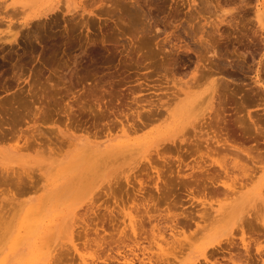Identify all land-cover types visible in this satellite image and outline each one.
<instances>
[{"label":"rangeland","instance_id":"1","mask_svg":"<svg viewBox=\"0 0 264 264\" xmlns=\"http://www.w3.org/2000/svg\"><path fill=\"white\" fill-rule=\"evenodd\" d=\"M93 1L0 0V40H2L0 41V139L2 140L0 141V173L5 171L6 175L8 174L9 177L12 175L13 178L15 174L19 176L28 174V178L22 175V181L23 179L24 181L28 179L31 183L26 184L28 181L26 183L23 182L20 187L24 185L25 188H15L14 186L0 184V241L5 238V240L3 239L0 243V264H49L51 260L55 263L56 257L58 258V254L62 252V249L63 251L66 249L63 253L67 252L68 254L66 256L68 259L65 264H107V262L110 264H120L118 261L116 262V260H111V258L109 259L108 257L109 254L119 257L118 249H120L123 254L130 256V258H134L136 264H140L138 260L141 258H146L145 260L148 261L151 255H155L156 257L157 254L160 253L158 252L159 250H156L159 248L153 241V230H157L156 227L154 228V226H156L155 224L163 228L161 232L164 230L165 234L164 231L163 234L170 240L171 230L169 229V225L171 221L169 222V217H171V213L180 214L181 212L188 211L185 213L190 214L191 211L199 212L204 207L201 205V202H203L206 197L203 195L202 186L189 192L185 186H180L179 182L177 185L175 182H172V180L177 178L178 175L192 173L193 169L198 171V169L203 166H210L212 169L211 172H213L214 168L218 169L221 164L227 167L231 172H234V174H232L233 176L231 175L230 177L231 180H229V183H233V186L238 187L240 186L239 182L241 180H238L237 184L236 179L238 176H241V174H244L243 172L245 169L243 167L246 165L245 168L247 169V165L253 166L248 159L247 153L261 158L258 159L256 164L259 168V170L257 169V173H254L256 177L254 176L255 178L253 181L249 180L250 182H247L249 184L246 185L245 190H248L249 194L241 210H244L243 215L246 216H244V218L251 219L253 224L259 227L257 228L256 226L255 234L252 231H249L248 234L252 236L253 233L254 236L253 239H251H256L257 241L258 238L261 242L260 245H262L264 249V227L262 226L264 222V100L259 101L258 99L260 95H262V97L264 96V94H261L264 90H260L254 82L257 79H261V81L264 82V61H261L264 60V0H247V2H249L247 3L248 5L245 3L246 0H243L244 2L241 0ZM77 3H82L85 6L94 3V13L85 12L83 15L76 14L74 16L72 13H64L66 4L70 5V8H74ZM21 6H24V8H21ZM55 6H59V9H56L54 12H49ZM109 6H116L119 11L116 7ZM5 7L7 8L5 9ZM87 7L89 8V6ZM106 8L109 9L107 10ZM257 8L260 9L259 12H257ZM24 9L26 11H23ZM35 10L36 12L47 11L49 12V16H42L39 18L40 20L34 19L29 25L22 27V21L26 19L28 14L31 15V13H34ZM224 10L225 12L229 11V15H225L227 12L225 13ZM20 11H23L24 14L22 15V12L19 13ZM234 13L236 14L234 15L236 22L233 20L232 24H237L239 28L236 27V25H234V28L231 27V25L224 24L225 22L222 23V25L218 24L223 17L222 14L225 15L223 19L227 17L228 20ZM230 14H232V16H230ZM243 14L246 15V17ZM242 18L245 19L243 23ZM237 20L242 21L238 22ZM78 22H80V24ZM219 27L221 30H219ZM13 29H15V32ZM16 30L19 31L16 35L17 40L11 37L12 33L15 34L17 32ZM236 31L237 33H235ZM222 33L223 35H221ZM4 36L7 37L6 41V37ZM201 40L204 41L203 44ZM109 42L111 43L109 44ZM208 42L210 44H207ZM139 44H141L142 48ZM206 47H215L217 54H213L214 52L211 51L212 49H209L211 53L208 52ZM205 49L208 54L206 52V56H203L205 55ZM242 53L245 58L242 57ZM199 55L202 56V59L198 57ZM207 55L210 58H206ZM148 59L152 63L148 62ZM199 60L202 61L201 63L207 68V71H203L209 72V74H206V76L208 75L209 77L201 76L199 81L193 83L196 86L192 89V106L186 108L183 116L177 114L179 117L175 119L174 117L177 115L173 116L172 121V118L170 119L167 114L163 112L166 115H164L165 117L163 116L165 119L162 117L161 120H158L160 118H155L151 120V122L144 120L146 118H131L127 127L130 128L135 124L136 130L134 127L133 129H129L130 132L125 129L120 130L121 126L119 123L121 120L127 124V119L124 114L129 113L133 116L132 113L136 111V107L138 108L140 101H147L149 99L153 102L155 101L154 103H161V101L158 100L160 96L162 102L171 100L172 90L176 91L179 86L183 85L186 79L190 82L195 72L196 64L198 66L200 63ZM261 62H263V65ZM153 63H155L156 66L153 65ZM149 68L154 71H150ZM208 68L210 71H208ZM204 72L203 74L205 75ZM167 75H169L170 78L167 77ZM171 76H173L172 79ZM217 80L221 81L218 82L221 85L216 83ZM78 82H80V84ZM96 82L97 85L95 84ZM167 82H169V84H167ZM214 83L218 84L217 86L220 85L221 87L219 86L218 88H221L223 91L221 93V90L217 89L219 90L217 95L220 94L222 96L223 94L222 97H224V95L228 96L229 94L230 96L227 97L228 99L226 98L227 101L224 100L225 102H222V104L225 105L224 107L222 105L224 110L221 109L222 112H220V117L223 118L225 114V121L220 122V124L208 126L211 118L208 115V117H205L207 119L201 120L202 111L198 110L202 109L204 111L207 107V98L210 97V92L213 90ZM174 84H177L178 88L173 86ZM222 84L224 88H222ZM228 84H232V86ZM96 86L98 88H96ZM169 87H171V89ZM229 88L231 89L228 90ZM257 88L259 91H256L257 93L255 94V89ZM86 89H88L87 92ZM89 91H91V93L95 91V96L98 97H92L94 93L91 95ZM234 91L237 93L236 96H233L235 95L233 93ZM250 91L253 94H249ZM82 92L87 94H81ZM109 93H111L112 96H110L111 94ZM255 95H257V98ZM169 96L171 98H169ZM132 97H134V99ZM135 98L140 100L138 104ZM203 98L205 99V103ZM216 98V102L213 101L217 106L219 99L218 96ZM243 98H246L244 101H248V98L251 101L244 102L243 105L241 103ZM200 99H202V101ZM109 100L111 101L109 102ZM41 101L43 106L42 103H40ZM83 101L85 102L83 103ZM143 101L142 103H145ZM200 102H202V105L198 109ZM239 102L243 106L240 105ZM195 104H197V107ZM193 105H195L197 110H193ZM107 106L110 108L112 106V108L110 109ZM173 107L175 108V105ZM87 111L89 113H87ZM103 111L108 112L110 115ZM27 112L29 113L27 114ZM101 113L107 117L101 115ZM249 113H251L254 119H259L260 121H255V123L252 122ZM24 114L25 116H23ZM100 118L103 119L100 120ZM111 119L117 122L119 126L117 127L115 123L114 126ZM133 120H135L136 123ZM139 121L148 124L145 126ZM78 123L79 125H77ZM137 125H140V127ZM142 126L144 129H142ZM109 127H113L114 130L116 129V132L111 128L112 130H110L113 133L111 134V131L107 130ZM11 129H14V132ZM92 129L93 135L95 134L94 136L90 133ZM86 130H89V133ZM122 130L124 131L122 132ZM125 131H127L128 134ZM108 132L110 135L107 134ZM49 133L52 135L50 139L54 141V146L48 138V136H51ZM226 133H229V136L231 135L228 138H231L232 141L229 139L228 144L220 146L221 142H218V140L221 139L224 141ZM39 134L40 136L37 137ZM97 134L100 138L97 137ZM32 135L37 137L34 138L38 143L32 138ZM44 135H46V137ZM228 135L226 134V136ZM24 136L27 137L24 139L20 138ZM18 137L20 143L18 142ZM27 138L28 143L30 141V143L36 146L34 147L30 144L28 145L29 149H27L24 144V140ZM62 139L65 141V143H63L64 145L62 144ZM174 139L179 141V145L181 140L188 144H192L189 145L190 147L186 143L182 144L185 149L182 151L184 160L178 167V163H173L177 160H170V164H166L159 158L162 156H178V152L174 150V148L170 150L172 148L170 147L171 140ZM66 142L68 144L72 143L71 145H65ZM18 143L19 146L20 144L23 145V147H20L24 149L16 147ZM57 143L58 145H56ZM168 144L170 146H167ZM55 145L61 148L58 149ZM185 146L189 147H186L188 150ZM54 148L55 150H53ZM196 148L198 149L196 150ZM55 152L56 154L58 153L59 156L56 155ZM148 154H151L150 156L153 158L151 159ZM147 155L150 161L143 158ZM102 157L105 160H103ZM102 161H104V164ZM109 162L110 164H108ZM99 166L103 169L100 168L99 170ZM15 168L17 170L20 169V172L16 171ZM241 168L242 170L244 169L243 172ZM96 169H98L99 172ZM6 170H8V172ZM156 170L162 171L161 174L164 180L175 187L170 191H166L163 182L161 183V186L163 185L161 193L159 194L156 192L153 184L154 180H152L155 178ZM29 173H32V175ZM0 175L3 176L2 174ZM29 176H32L30 177L31 179ZM224 177V175L221 176L222 179L227 180ZM83 179L85 180L84 182L82 181ZM238 179H240V177ZM80 184L81 186H79ZM85 184H87V186H85ZM141 189L144 190L140 191ZM210 196L212 197L211 194L209 197ZM209 197L204 200L206 205L207 203L210 205L212 201V203H214V205L212 204L214 208H218L220 204L218 200L221 199V197L218 199L214 198L215 196L211 199ZM209 199L211 201H209ZM221 200H223V197ZM141 204L149 206V215H152L155 220L151 218L150 222L147 221L149 218L146 219L144 226L146 231L139 243H136L137 240H134L132 237L131 239L133 240H128L127 246L121 244L116 247L113 245L114 247L111 248L112 250L110 247L106 246L105 250L109 248L108 252H105V250L103 251L102 247H98L94 244V240L98 242L100 236L106 235L104 229L107 234L112 232L115 234L118 232L115 231L117 227L123 228L124 225L129 224L128 220L130 215L138 217L145 215L143 212L145 210L140 206ZM209 205L206 208H208ZM209 209L210 207L208 210ZM86 210L87 214H85ZM210 210L208 214L211 213ZM241 210L240 214H237L238 212L231 214L228 216L229 218L225 215L228 218H224L225 220L220 215L222 213V215H224V213L226 214L228 210L227 212H224V210L220 215L218 213L219 216L217 215V218L220 219L221 217L224 221H220L219 223L213 221L215 224L211 221L213 226H206L208 227L206 228L207 230H205L206 232H200L202 233V238H199L201 235L199 236L197 234L199 240L196 239L197 237L195 235L194 239L196 240L190 237L196 242H189L191 245L193 244L191 247L186 246L188 250L187 252L184 251L185 255L183 253V260L186 262L195 259H199L200 261L203 260L204 255L201 254L203 250L202 247L211 244L209 241H206L209 236L216 238L219 236L218 238L221 239L222 237L225 239L226 236L231 234L230 231H233L236 236V241L239 242L241 236L239 227L242 226L245 230L249 229L247 223L242 225L236 223L235 218L238 216L235 214L243 217V212ZM89 214L91 217H86ZM103 215L107 217L113 215L114 225L112 226L109 223L103 224L100 219L99 221L97 220V217H102ZM157 217L158 219H156ZM81 218L88 221L90 224V233L87 237L81 232L83 231V227L81 226V222L83 221ZM213 219L214 217H212V220ZM77 221L81 223V225H78ZM207 224L209 223H206V225ZM95 228L98 229V233L94 231ZM209 228L213 229L210 230ZM73 230L76 231L74 232ZM223 230L225 231L224 234L222 233L224 232ZM61 231H63V233ZM127 231H129L128 228ZM157 231L154 233L156 234ZM210 231L212 233H210ZM257 233L260 234L261 238H259V234ZM62 234H64L63 237H61ZM1 236H3L2 239ZM115 236H117V234ZM191 236H193V234ZM247 238H249L248 235ZM252 240L250 243L252 245L251 252L252 254L254 253V257L256 256L254 261L253 257L252 264H254V262H256L255 264H264V251L262 256L263 260H261L256 252V245L254 244L259 241L256 242ZM225 243L226 241H224L223 244L225 245ZM162 245L165 246L164 243H162ZM164 248H166V246ZM186 249L187 248H185V250ZM136 253L138 254L136 255ZM208 254L210 255V253ZM224 254L222 256H220L221 253L218 255L220 256L218 258L219 261H224L222 258ZM5 255H8V257ZM183 255L181 254V256ZM169 256V260L172 261V255ZM155 257L151 256V258L154 259ZM120 259H122V256H120ZM154 259L152 260L154 261ZM2 261L5 262L3 263Z\"/></svg>","mask_w":264,"mask_h":264},{"label":"bare ground","instance_id":"2","mask_svg":"<svg viewBox=\"0 0 264 264\" xmlns=\"http://www.w3.org/2000/svg\"><path fill=\"white\" fill-rule=\"evenodd\" d=\"M34 1H38V0H34ZM93 1V0H92ZM101 1V0H100ZM99 1V2H100ZM104 0H102L101 2H103ZM117 2H118V0H116ZM115 1V2H116ZM241 1H243V0H241ZM245 1V0H244ZM243 1V2H244ZM63 2V1H62ZM91 2V1H90ZM89 2V3H90ZM94 2V1H93ZM100 2V3H101ZM111 2V1H110ZM109 2V3H110ZM228 2V1H227ZM231 2V1H230ZM235 2V1H234ZM64 3V2H63ZM98 3V2H97ZM105 3H106V1H105ZM240 3H242V2H240ZM245 3L247 4V3H249V2H247V0L245 1ZM36 4V3H35ZM92 4V5H91ZM90 5H87V6H89V8L87 7V6H85L84 4H82V3H77L76 5H75V7L74 8H70V5H68V4H66V6H65V11H64V13H72V15L74 16V15H76V14H79V15H83L85 12H89V13H94V8L93 7H95V6H93L94 5V3H91ZM95 4H96V2H95ZM104 4V3H103ZM110 4H113V3H110ZM242 4H244V3H242ZM245 4V5H246ZM248 5V4H247ZM259 5V4H258ZM19 6V5H18ZM17 6V7H18ZM105 6V5H104ZM107 6V5H106ZM242 6V5H241ZM63 7V6H62ZM97 7V6H96ZM109 7H116V6H109ZM120 7V6H119ZM243 7V6H242ZM7 7H5V9H6ZM19 8V7H18ZM21 8H24V6L22 7L21 6ZM26 8V7H25ZM61 8V7H60ZM105 8V7H104ZM117 8V10H118V7H116ZM239 8H241V7H239ZM244 8H246V7H244ZM49 9V8H48ZM51 9V8H50ZM56 9H59V6H55L54 8H52L49 12H54V11H56ZM79 9V10H78ZM107 9V8H106ZM109 9V8H108ZM107 9V10H108ZM111 9H113V8H111ZM18 10V9H17ZM16 10V11H17ZM15 11V10H14ZM23 11H26L25 9L23 10ZM23 11H20L19 13H21L22 12V15L24 14V12ZM31 11H32V9H31ZM78 11H80V12H78ZM105 11V10H104ZM119 11V10H118ZM140 11V10H139ZM260 11V9L259 8H257V12H259ZM7 12V11H6ZM33 12V11H32ZM49 12H40V11H37L36 12V10H35V12L34 13H31V15H29L28 14V16H26V19L24 20V21H22V27L23 26H27V25H29L30 23H31V21L32 20H34V19H39V18H41L42 16L43 17H47V16H49ZM98 12V11H97ZM224 12H225V10H224ZM227 12V13H226ZM225 13V15H227L228 14V12L229 11H226ZM244 12V11H243ZM57 13V12H56ZM55 13V14H56ZM100 13V12H99ZM107 13H109V12H107ZM113 13V12H112ZM114 13H115V11H114ZM131 13V12H130ZM129 13V14H130ZM133 13V12H132ZM245 13H246V11H245ZM7 14V13H6ZM10 14V13H9ZM15 14H17V13H15ZM14 14V15H15ZM116 14V13H115ZM224 14V13H223ZM222 14V16L223 17H225V15H223ZM13 15V16H14ZM18 15V14H17ZM16 15V16H17ZM86 15V14H85ZM107 15V14H106ZM229 15V14H228ZM234 15H236L235 13L233 14V16H232V14H230V16H232L230 19H228L227 20V17L225 18V19H223V17L220 19V22L218 23V24H220V25H222V23H224V24H228V25H231V27H234L235 28V26L234 25H236V27H238V25L237 24H232V22H233V20L235 21L236 19L234 18L235 16ZM244 15V14H243ZM260 15H261V13H260ZM15 16V17H16ZM89 16V15H88ZM100 16V15H99ZM108 16V15H107ZM113 16V15H112ZM140 16V15H139ZM229 16V17H230ZM245 17H246V15H244ZM61 18V17H60ZM84 18V17H83ZM122 18V17H121ZM238 18V17H237ZM17 19H18V17H17ZM20 19H23V18H20ZM66 19H68V18H66ZM77 19V18H76ZM134 19V18H133ZM243 19V18H242ZM14 20V19H13ZM12 20V21H13ZM40 20V19H39ZM41 20H43V19H41ZM107 20V19H106ZM244 20L245 19H243V21H242V23L244 22ZM11 21V22H12ZM55 21V20H54ZM76 21H78V20H76ZM238 21V20H237ZM241 21H238V22H241ZM35 22V21H34ZM44 22V21H43ZM117 22V21H116ZM119 22V21H118ZM126 22V21H125ZM236 22V21H235ZM6 23V22H5ZM79 24H80V22H78ZM77 23V24H78ZM242 23H241V25H242ZM42 24V23H41ZM78 24V25H79ZM122 24H124V23H122ZM15 25V24H14ZM54 25V24H53ZM76 25V24H75ZM78 25H76V26H78ZM215 25H217V24H215ZM220 25H218V26H220ZM233 25V26H232ZM244 25V24H243ZM17 26V25H16ZM84 26V25H83ZM218 26H216V27H218ZM244 26H246V25H244ZM18 27H19V24H18ZM21 27V26H20ZM50 27V26H49ZM119 27V26H118ZM230 27V26H229ZM241 27V26H240ZM202 28V27H201ZM220 28V27H219ZM239 28V27H238ZM18 29V28H17ZM20 29V28H19ZM71 29V28H70ZM204 29V28H203ZM218 29V28H217ZM216 29V30H217ZM244 29H246V28H244ZM14 30V32H15V29H13ZM24 30V29H23ZM219 30H221V28L219 29ZM234 30H236V29H234ZM11 31H12V28H11ZM17 31V30H16ZM123 31V30H122ZM121 31V32H122ZM131 31V30H130ZM214 31V30H213ZM238 31H239V29H238ZM243 31V30H242ZM246 31V30H245ZM249 31V30H248ZM18 32L19 31H17L15 34L14 33H12L13 34V36H12V34H11V37H14V39L15 40H17V34H18ZM21 32V31H20ZM135 32V31H134ZM217 32H218V30H217ZM231 33V32H230ZM235 33H237V31L235 32ZM241 33H243V32H241ZM245 33V32H244ZM248 33V32H247ZM246 33V34H247ZM135 34V33H134ZM251 34V33H250ZM8 35V34H7ZM131 35V34H130ZM221 35H223V33L221 34ZM221 35H220V37H221ZM242 35V34H241ZM244 35V34H243ZM248 35V34H247ZM246 35V36H247ZM9 36H10V34H9ZM228 36V35H227ZM250 36V35H249ZM4 37H6V36H4ZM223 37V36H222ZM1 38V37H0ZM9 38V37H8ZM4 39V38H3ZM206 39V38H205ZM7 40V37H6V39H5V41ZM10 40V39H9ZM204 40V39H203ZM250 40V39H249ZM0 41H2V40H0ZM4 41V40H3ZM4 41V42H5ZM202 41V40H201ZM200 41V42H201ZM209 41V40H208ZM244 41V40H243ZM251 41V40H250ZM54 42V41H53ZM203 42L204 41H202V44H203ZM207 42V41H206ZM253 42H255V41H253ZM6 43V42H5ZM111 42H109V44H110ZM106 44H108V43H106ZM138 44V43H137ZM201 44V45H202ZM207 44H210L209 42L207 43ZM250 44V43H249ZM255 44V43H254ZM140 46H141V44H139ZM142 45H144V44H142ZM206 45V44H205ZM255 45H257V44H255ZM137 46V45H136ZM145 46V45H144ZM204 46V45H203ZM208 46V45H207ZM210 46V45H209ZM212 46V45H211ZM213 46H214V44H213ZM248 46V45H247ZM253 46V45H252ZM258 46V45H257ZM256 46V47H257ZM139 47V46H138ZM185 47H187V46H185ZM249 47V46H248ZM140 48V47H139ZM139 48H137V49H139ZM141 48H142V46H141ZM249 48H251V47H249ZM188 49V48H187ZM206 49H208V52H210V50L211 51H213L214 53L213 54H217V52L215 51V47H212V48H209V47H206ZM205 49V50H206ZM210 49V50H209ZM254 49V48H253ZM240 50V49H239ZM136 51V50H135ZM206 52H207V50L205 51V55H203V56H206ZM208 52H207V54H208ZM219 52V51H218ZM202 53V52H201ZM211 53V52H210ZM220 53V52H219ZM238 53H241V52H238ZM202 55V54H201ZM213 56V55H212ZM219 56V55H218ZM199 58H201L202 56H198ZM198 57H197V60H198ZM215 57V56H214ZM242 57H244V54L242 53ZM206 58H210L208 55H207V57ZM222 58V57H221ZM245 58V57H244ZM202 59V58H201ZM149 60V59H148ZM203 60H205V59H203ZM207 60V59H206ZM46 61V60H45ZM129 61V60H128ZM261 61H264V60H261ZM74 62H76V61H74ZM130 62V61H129ZM148 62H151L150 60L148 61ZM198 62V61H197ZM200 62V63H199ZM199 65L197 66V64H196V66H195V72H194V74H193V76L191 77V80H190V82L189 81H187V79L183 82V85L182 86H179V88H178V86H177V84H174L173 86H176L178 89H176V91H174V90H172L173 92H171L172 94H171V96H172V98L169 96V98H171V100H167L166 102H162V100H161V96H160V99H158L159 101H161V103L159 102V103H154L153 101H151V100H145V101H143V102H145V103H142V101H140L139 99H136L135 101H136V103L138 104L139 102L138 101H140V103H139V106H138V108L136 107V111H133V113H132V115L133 116H131L129 113L127 114H124L122 111V113L125 115V117H126V121H127V124H125V122L124 121H122L121 120V122L119 123L120 124V126H121V128H120V130L121 129H125V130H128L129 131V129L130 128H132L133 129V127L135 128V124H133L132 125V127H127L128 126V124L130 123V119L131 118H136V119H142V118H146V119H144V120H147V122L149 121V122H151V120H154L155 118H160V119H158V120H161V117L163 118V116L165 115V114H167V116L171 119L173 116H175V115H177V114H180V116L182 115L183 116V114L185 113V111H186V108L187 107H190V106H192V100H191V96H192V94H193V87L194 86H196L195 84H193V83H195V82H197V81H199L200 80V77L202 76V77H209L208 75L206 76V74L208 73L209 74V72H204L203 70H205V71H207L206 69L207 68H205V66H204V64H202L201 62L202 61H200L199 60ZM152 63V62H151ZM262 63V65H263V62H261ZM48 64V63H47ZM76 64V63H75ZM124 64V63H123ZM143 64V63H142ZM147 64V63H146ZM150 64V63H149ZM161 64V63H160ZM201 64H202V66H201ZM74 65V64H73ZM140 65V64H139ZM153 65H155V63H153ZM260 65V64H259ZM50 66V65H49ZM123 66H125V65H123ZM156 66V65H155ZM154 66V67H155ZM173 66V65H172ZM176 66V65H175ZM206 66H207V64H206ZM215 66V65H214ZM147 67V66H146ZM153 67V68H154ZM162 67V66H161ZM169 67V66H168ZM174 67V66H173ZM172 67V68H173ZM216 67V66H215ZM264 67V66H263ZM129 68H130V66H129ZM164 68V67H163ZM162 68V69H163ZM150 69V68H149ZM165 69H166V67H165ZM168 69H171V68H168ZM212 69V68H211ZM216 69V68H215ZM264 69V68H263ZM262 69V70H263ZM148 70V69H147ZM153 70V69H152ZM151 69H150V71H152ZM261 70V71H262ZM154 71V70H153ZM159 71V70H158ZM170 71V70H169ZM172 71H173V69H172ZM208 71H210L209 70V68H208ZM219 71V70H218ZM264 71V70H263ZM202 72V73H201ZM203 72L205 73V75L203 74ZM260 72V71H259ZM151 73V72H150ZM167 73V72H166ZM170 73V72H169ZM177 73H178V71H177ZM198 73V74H197ZM200 73V74H199ZM225 73V72H224ZM234 73V72H233ZM147 74H149V73H147ZM152 74V73H151ZM171 74H173V73H171ZM230 74V73H229ZM228 74V75H229ZM260 74V73H259ZM79 75V74H78ZM85 75V74H84ZM170 75V74H169ZM169 75H167V77H169ZM215 75V74H214ZM214 75H212V76H214ZM226 75V74H225ZM73 76V75H72ZM87 76V75H86ZM141 76V75H140ZM151 76V75H150ZM174 76H175V72H174ZM182 76V75H181ZM232 76V75H231ZM177 78H179L180 77V74H179V77L178 76H176ZM184 77V76H183ZM259 77V76H258ZM257 77V78H258ZM59 78V77H58ZM61 78V77H60ZM73 78V77H72ZM146 78V77H145ZM151 78V77H150ZM164 78V77H163ZM170 78V77H169ZM173 78V76H171V79ZM177 78H176V80H177ZM190 78V77H189ZM188 78V79H189ZM222 78V77H221ZM182 79V78H181ZM180 79V80H181ZM216 79V78H215ZM225 79V78H224ZM228 79V78H227ZM233 79H235V78H233ZM175 80V81H176ZM221 80V79H220ZM219 80V81H220ZM230 80V79H229ZM231 80H232V78H231ZM240 80V79H239ZM256 80V79H255ZM62 81V80H61ZM98 81V80H97ZM126 81V80H125ZM163 81V80H162ZM172 81V80H171ZM218 80H217V82L216 83H218L219 82ZM225 81V80H224ZM71 82V81H70ZM72 82H73V80H72ZM71 82V83H72ZM178 82V81H177ZM221 82V81H220ZM229 82V81H228ZM227 82V83H228ZM255 82V85H257V87L260 89V90H264V82H262L261 81V79H257L256 81H254ZM71 83H70V85H71ZM79 84H80V82H78ZM99 83V82H98ZM120 83H122V82H120ZM161 83V82H160ZM163 83V82H162ZM181 83V82H180ZM224 83V82H223ZM226 83V82H225ZM232 83V82H231ZM77 84V83H76ZM96 85H97V82L95 83ZM141 84H142V82H141ZM148 84V83H147ZM158 84V83H157ZM166 84V83H165ZM167 84H169V82H167ZM218 84H220V83H218ZM218 84H215L214 83V86H213V90L209 93L210 94V97L209 98H207V104L208 105H206L207 107L205 108V110L203 111L202 109L200 110L199 109V107H201V105H202V102H200V105H198V111H202L201 112V116H202V118H201V120H204V119H207V118H205L206 116L208 117V115H209V117L211 118V121H210V123H208V126H210V125H212V124H220V122H222V121H225V114H224V117L222 118V117H220V115H221V113L220 112H222L221 111V109H223L222 108V105H223V107H224V105L225 104H222V102L225 100V101H227V97L228 96H230L229 94H228V96L227 95H224V97H222L223 96V94H222V96L220 95V94H218L217 95V93L219 92V90H217V89H220L221 90V88H218L219 86H217ZM144 85V84H143ZM161 85H163V84H161ZM213 85V84H212ZM228 85H230V84H228ZM74 86V85H73ZM72 86V87H73ZM160 86V85H159ZM230 86H232V84L230 85ZM241 86V85H240ZM157 87V86H156ZM161 87V86H160ZM159 87V88H160ZM164 87H166V86H164ZM172 87V86H171ZM171 87H169L170 89H171ZM221 87V86H220ZM229 87V86H228ZM246 87V86H245ZM94 88V87H93ZM96 88H98L97 86H96ZM162 88V87H161ZM222 88H224L223 87V84H222ZM227 88V87H226ZM233 88V87H232ZM244 88V87H243ZM258 88L257 89H255V94L257 93L256 91H259L258 90ZM136 89V88H135ZM166 89H168V88H166ZM173 89H175V88H173ZM231 88H229L228 90H230ZM85 90V89H84ZM131 90V89H130ZM133 90V89H132ZM138 90H140V89H138ZM232 90H235V89H232ZM88 91V89H86V92ZM113 91V90H112ZM157 91V90H156ZM168 91V90H167ZM95 92V91H94ZM94 92H92L91 93V91H89V93L92 95ZM106 92V91H105ZM109 92V91H108ZM131 92V91H130ZM159 92H161V91H159ZM221 93L223 92L222 90L220 91ZM253 92V91H252ZM260 92H262V91H260ZM83 93H85V92H82L81 94H83ZM120 93V92H119ZM225 93V92H224ZM235 95H233V96H236V91H234L233 92ZM239 93H240V91H239ZM72 94V93H71ZM85 94H87V93H85ZM89 94V95H90ZM101 94V93H100ZM109 94H111V93H109ZM167 94V93H166ZM243 94V93H242ZM249 94H253V93H251V91L249 92ZM249 94H248V97H249ZM261 94H264V92H262ZM33 95V94H32ZM75 95V94H74ZM80 95V94H79ZM90 95V96H91ZM96 94L94 93L93 94V96L92 97H98V96H95ZM117 95V94H116ZM122 95V94H121ZM136 95H138V94H136ZM207 95V94H206ZM77 96V95H76ZM80 96H82V95H80ZM100 96V95H99ZM110 96H112V94L110 95ZM124 96V95H123ZM140 96V95H139ZM151 96V95H150ZM165 96V95H164ZM208 96V95H207ZM218 96V99H219V101L217 102L218 104H217V106L215 105L216 103H214V101H215V99H217L216 97ZM242 96V95H241ZM244 96V95H243ZM256 96V98H257V95H255ZM16 97V96H15ZM33 97V96H32ZM41 97V96H40ZM75 97V96H74ZM79 97V96H78ZM106 97V96H105ZM138 97V96H137ZM142 97H144V96H142ZM141 97V98H142ZM152 97V96H151ZM158 97V96H157ZM156 97V98H157ZM168 97V96H167ZM245 97H247V96H245ZM39 98V97H38ZM76 98V97H75ZM83 98V97H82ZM82 98H81V100H82ZM133 99H134V97H132ZM159 98V97H158ZM168 98V99H169ZM227 98V99H226ZM235 98V97H234ZM256 98H255V100H256ZM78 99H80V98H78ZM85 99V98H84ZM83 99V100H84ZM92 99V98H91ZM95 99V98H94ZM93 99V100H94ZM96 99H98V98H96ZM129 99V98H128ZM145 99V98H144ZM164 99V98H163ZM167 99V98H166ZM232 99V98H231ZM230 99V100H231ZM258 99H259V101H261V100H264V96L262 97V95H260L259 97H258ZM17 100V99H16ZM23 100V99H22ZM98 100H100V101H102L101 99H98ZM122 100V99H121ZM121 100H120V102H121ZM201 101H202V99H200ZM203 100H204V103H205V99L203 98ZM214 100V101H213ZM244 100H246V98L244 99L243 98V100H242V104L244 103V102H248V101H251V100H249V98H248V101H244ZM80 101V100H79ZM111 100H109V102H110ZM119 101V100H118ZM128 101V100H127ZM224 101V102H225ZM232 101V100H231ZM234 101V100H233ZM258 101V100H257ZM257 101H255V102H257ZM38 102V101H37ZM85 101H83V103H84ZM199 102V101H198ZM216 102V101H215ZM223 102V103H224ZM237 102V101H236ZM235 102V103H236ZM40 103H42V101L40 102ZM82 103V102H81ZM123 103H125V102H123ZM142 103V104H141ZM197 103V102H196ZM251 103V102H250ZM254 103V102H253ZM34 104V103H33ZM80 104V103H79ZM103 104H105V103H103ZM110 104V103H109ZM121 104V103H120ZM134 104H135V102H134ZM136 104V105H137ZM199 104V103H198ZM238 104V103H237ZM239 104H240V102H239ZM242 104H240V105H242ZM81 105V104H80ZM102 105V104H101ZM112 105V104H111ZM113 105H114V103H113ZM112 105V106H113ZM129 105V104H128ZM175 105V108L173 107ZM196 105V107H197V104H195ZM195 105H193L194 107H193V110H197V108L195 107ZM244 105V104H243ZM242 105V106H243ZM41 106V105H40ZM42 106H43V103H42ZM112 106H111V108H112ZM120 106V105H119ZM205 106V105H204ZM216 106V107H215ZM236 106V105H235ZM36 107V106H35ZM105 107V106H104ZM107 107H109V106H107ZM173 107V108H172ZM110 108V107H109ZM108 108V109H109ZM110 108V109H111ZM114 108V107H113ZM33 109V108H32ZM106 109V108H105ZM123 109H125V108H123ZM131 109V108H130ZM162 109H164V110H162ZM38 110H39V108H38ZM72 110V109H71ZM84 110V109H83ZM100 110V109H99ZM120 110V109H119ZM126 110V109H125ZM224 110V109H223ZM34 111H35V108H34ZM36 111H37V109H36ZM45 111V110H44ZM51 111V110H50ZM74 111V110H73ZM188 111V110H187ZM26 112V111H25ZM33 112V111H32ZM70 112V111H69ZM79 112V111H78ZM77 112V113H78ZM101 112V111H100ZM103 112H105V111H103ZM113 112V111H112ZM163 112H165V114L163 113ZM29 112H27V114H28ZM71 113V112H70ZM74 113H75V111H74ZM74 113H73V115H74ZM85 113V112H84ZM87 113H89L88 111H87ZM97 113V112H96ZM105 113H107L108 114V112H105ZM114 113H115V111H114ZM118 113V112H117ZM195 113V112H194ZM35 114V113H34ZM47 114V113H46ZM46 114H45V116H46ZM51 114V113H50ZM91 114V113H90ZM214 114V115H213ZM21 115V114H20ZM36 115V114H35ZM49 115V114H48ZM101 115H104L103 113H101ZM108 115H110V114H108ZM114 115V114H113ZM117 115V114H116ZM119 115V114H118ZM129 115H130V118H129ZM19 116V115H18ZM23 116H25V114L23 115ZM27 116V115H26ZM29 116V115H28ZM75 116V115H74ZM74 116H73V118H74ZM96 116H98V115H96ZM100 116V115H99ZM104 116H106V115H104ZM104 116H102V117H104ZM120 116H121V114H120ZM166 116V115H165ZM164 116V117H165ZM213 116V117H212ZM249 116H250V118H251V120H252V122H254L255 123V121H260L259 119H254L252 116H251V113H249ZM101 117V116H100ZM107 117V116H106ZM109 117V116H108ZM112 117V116H111ZM116 117H118V116H116ZM177 117H179V115H177V116H175L174 118L176 119ZM227 117V116H226ZM71 118H72V116H71ZM129 118V119H128ZM18 119H20V118H18ZM33 119V118H32ZM55 119V118H54ZM101 119H103V118H100V120ZM113 119H115V118H113ZM113 119H111L113 122V124L115 123L116 125L118 124L117 122H114V120ZM163 119H165V118H163ZM166 119H167V117H166ZM224 119V120H223ZM264 119V118H263ZM68 120V119H67ZM87 120V119H86ZM108 120V119H107ZM110 120V119H109ZM210 120V119H209ZM24 121V120H23ZM97 121V120H96ZM120 121V120H119ZM135 123H136V121L135 120H133ZM143 121V120H142ZM142 121H139V122H142ZM157 121V120H156ZM165 121V120H164ZM172 121H173V118H172ZM264 121V120H263ZM34 122H35V120H34ZM78 122V121H77ZM86 122H88V121H86ZM94 122V121H93ZM99 122V121H98ZM102 122V121H101ZM109 122V121H108ZM124 122V123H123ZM155 122V121H154ZM203 122V121H202ZM205 122V121H204ZM71 123V122H70ZM75 123V122H74ZM81 123V122H80ZM90 123H91V121H90ZM109 123H111V122H109ZM111 123V124H112ZM143 124H144V122H142ZM87 124V123H86ZM104 124V123H103ZM115 124H114V126H115ZM147 124L148 123H146V124H144L145 126H147ZM68 125H69V123H68ZM77 125H79V123L77 124ZM96 125V124H95ZM94 125V126H95ZM105 125V124H104ZM103 125V126H104ZM141 125V124H140ZM140 125H137L138 127H140ZM143 125V126H144ZM74 126V125H73ZM106 126V125H105ZM119 125H117V127H118ZM131 126V125H130ZM143 126H142V129H144L143 128ZM72 127V126H71ZM88 127H89V124H88ZM96 127H97V125H96ZM99 127V126H98ZM116 127V128H117ZM39 128V127H38ZM75 128H77V127H75ZM81 128V127H80ZM79 128V129H80ZM100 128H101V123H100ZM106 128H108V127H106ZM113 129V127H109V129H107V130H110V129ZM128 128V129H127ZM7 129V128H6ZM97 129V128H96ZM95 129V130H96ZM111 129V130H112ZM141 129V130H142ZM203 129V128H202ZM3 130H4V128H3ZM8 130H9V128H8ZM7 130V131H8ZM12 130V129H11ZM14 130V129H13ZM12 130V131H13ZM39 130H40V128H39ZM91 130V129H90ZM98 130V129H97ZM103 130V129H102ZM110 130V131H111ZM114 130V129H113ZM116 130V129H115ZM114 130V131H115ZM135 130H136V128H135ZM139 130V129H138ZM7 131H3V132H7ZM11 131V132H12ZM16 131H17V129H16ZM20 131V130H19ZM38 131V130H37ZM41 131V130H40ZM84 131V130H83ZM88 133H89V130H86ZM101 131V130H100ZM109 131V132H110ZM124 130H122V132H123ZM2 132V131H1ZM10 132V133H11ZM14 132V131H13ZM50 132H51V130H50ZM95 132V131H94ZM98 132H99V130H98ZM106 132V131H105ZM107 133L108 135H110V133ZM116 132V131H115ZM125 132H127V131H125ZM130 132V131H129ZM135 132V131H134ZM35 133H36V131H35ZM38 133H39V131H38ZM37 133V134H38ZM42 133V132H41ZM90 133H92V135H93V129H92V132H90ZM97 133V132H96ZM101 133H102V131H101ZM137 133V132H136ZM3 134V133H2ZM9 134V133H8ZM7 134V135H8ZM50 134V133H49ZM49 134H46V135H49ZM100 134V133H99ZM103 134V133H102ZM111 134H113L112 133V131H111ZM127 134H128V132H127ZM227 135L229 134V133H226ZM226 134H225V140L223 141V140H221V139H219L218 140V142H221L220 143V146L222 145V146H225L226 144H228L229 143V139L231 140V138H228V137H230L229 135L228 136H226ZM4 135H5V133H4ZM27 135V134H26ZM43 135V134H42ZM46 135H44L45 137H46ZM51 135V134H50ZM91 135V134H90ZM95 135V134H94ZM93 135V136H94ZM107 135V136H108ZM2 136V135H1ZM31 136V135H30ZM40 136V134L37 136V137H39ZM54 136V135H53ZM92 136V137H93ZM100 136H101V134H100ZM12 137V136H11ZM27 136H24V137H20V138H22V139H24V138H26ZM35 136L34 135H32V138H34ZM37 137H35V138H37ZM52 137V135L49 137L48 136V138H49V140H50V142L53 144V146H54V141H51L52 139H50ZM56 137V136H55ZM91 137V136H90ZM96 137V136H95ZM94 137V138H95ZM97 137H99L98 136V134H97ZM103 137V136H102ZM108 137H110V136H108ZM4 138H5V136H4ZM14 138V137H13ZM13 138H12V140H13ZM29 138H31V137H29ZM34 138V139H35ZM47 138V139H48ZM100 138V137H99ZM224 138V137H223ZM228 138V139H227ZM8 139V138H7ZM18 139H19V137H18ZM17 139V140H18ZM177 139V138H176ZM176 139H174V140H171V146L168 144L167 146H170V147H172L170 150H173V148H174V150H176L177 152H178V156H175V157H165V156H162V157H159L160 158V160L163 162V163H166V164H170V160H177V161H174L173 163L174 164H176V163H178V165H177V167L179 166V165H181V163H183V157H184V155H183V153H182V151H184L185 149L183 148V145L182 144H187L188 146L189 145H192V144H188L187 142H185V141H183V140H181L180 142V145L178 144V142L179 141H177ZM254 140H256L255 138H253ZM16 140V141H17ZM27 140H28V138L27 139H25L24 140V144H25V146H26V148L27 149H29V147H28V145H30V144H32V143H30V141H29V143L27 142ZM29 140H31V139H29ZM45 140V139H44ZM60 140V139H59ZM0 141H2L1 139H0ZM15 141V142H16ZM20 141V139L18 140V142ZM35 141H37L36 139H35ZM39 141H40V138H39ZM46 141H48V140H46ZM57 141H58V139H57ZM56 141V142H57ZM62 144L63 143H65V141H64V139H62ZM67 141H69V140H67ZM232 141V140H231ZM55 142V143H56ZM60 142H61V140H60ZM168 142V141H167ZM170 142V141H169ZM20 143V142H19ZM19 143H18V145L16 146V147H18V148H21L20 146H22L23 147V145H21L20 144V146H19ZM37 143H38V141H37ZM39 143H41V142H39ZM44 143V142H43ZM47 143V142H46ZM72 143V142H71ZM71 143H69L70 145H71ZM74 143V142H73ZM166 143V142H165ZM27 144V145H26ZM68 143L66 142V144L65 145H67ZM68 144V145H69ZM164 144V143H163ZM39 145V144H38ZM41 145V144H40ZM50 145V144H49ZM56 145H58V143L56 144ZM55 145V147L56 148H58L57 146ZM64 145V144H63ZM161 145V144H160ZM233 145V144H232ZM24 146V147H25ZM32 146H34L33 144H32ZM36 146V145H35ZM34 146V147H35ZM43 146V145H42ZM50 146H52V145H50ZM74 146V145H73ZM165 146V145H164ZM188 146H185V148L186 147H188ZM195 146L197 147V145L195 144ZM38 147V146H37ZM40 147V146H39ZM47 147V146H46ZM67 147H69V146H67ZM163 147V146H162ZM190 147V146H189ZM188 147V148H189ZM233 147H235V146H233ZM61 148V147H60ZM60 148H58V149H60ZM128 148V147H127ZM137 148V147H136ZM165 148V147H164ZM168 148H166L167 150H169ZM188 148H186L187 150H188ZM238 148V147H237ZM21 149H24V148H21ZM34 149V148H33ZM44 149V148H43ZM57 149V150H58ZM134 149V148H133ZM133 149H131V150H133ZM138 149V148H137ZM184 149V150H183ZM198 148H196V150H197ZM20 150V149H19ZM53 150H55V148L53 149ZM62 150V149H61ZM59 151V150H58ZM63 151V150H62ZM88 151V150H87ZM135 151V150H134ZM161 151V150H160ZM126 152V151H125ZM59 153H61V152H59ZM157 153V152H156ZM159 153V152H158ZM55 154H56V152H55ZM161 154V153H160ZM56 155H58V153L56 154ZM106 155V154H105ZM109 155V154H108ZM149 155V154H148ZM148 155L147 156H144L143 158H145V160H147V161H150V158L152 159L153 157H151L150 155V158L148 157ZM162 155V154H161ZM59 156V155H58ZM104 156V155H103ZM125 156H126V154H125ZM124 156V157H125ZM153 156V155H152ZM155 156V155H154ZM247 156H248V159H249V161L251 162V164H253V166H248L247 165V169L245 168L246 167V165H245V167H243L244 169V172H243V170H242V168H241V170H242V172L244 173V174H241V172H240V174H241V176H238V178L240 177V179H236L237 180V184H238V180L241 182H239V185L240 186H238V187H236V186H233L232 184H230L229 183V180H231L230 179V177H231V175L232 174H234V172H231L227 167H225L224 165H219V168L218 169H216V168H214V171L213 172H211L212 171V169H211V167L210 166H203V167H200L199 169H198V171L196 170V169H193L192 171V173H189V174H186V175H178V177L177 178H175V179H173L172 180V182H175L177 185H178V182L180 183V186H185V188L189 191V192H192L193 190H195V189H198V187H200V186H202L201 187V189H203V195H204V197H209V195L211 194L212 195V197L213 196H215L214 198H220L221 197V199H222V197H223V200H221V199H219L218 200V202L220 203L218 206V208H214V203H212V201L210 200L212 197L210 196L209 198V201H211L210 203V205L207 203V205H206V203L204 202V200L206 199H204L203 200V202H201V205L202 206H204L203 208H202V210L201 211H199V212H193V211H191V213L190 214H186L188 211H185V212H181L180 214H170V216L171 217H169V215H168V217L170 218V220H169V222L171 221V223H170V225H169V229L171 230V237H169V238H171L170 240L169 239H167V236H165L164 234H165V231L164 230H162V232H161V229H163V228H161V227H158V225L157 224H155L156 226H154V228L156 227V229L158 230H156L157 231V233L155 234L154 232H156V231H154L153 230V241L155 242V245L159 248V249H156V250H159L158 252H160V253H158V252H156V253H158L157 254V256L155 257V255H151V256H154L155 257V259H156V261H155V259L154 258H151V256L148 258V261H146L144 258H139L140 260H138L139 262H140V264H252L253 263V261L255 260V257L253 256V254H252V252H251V250H252V245L250 244L251 243V240L253 239V236H254V234H255V230H256V226L253 224V222H252V220L250 221L249 219H246V218H244V216L245 215H243L244 214V210L242 211L241 210V208L244 206V203H245V200H246V197H247V195L249 194V191L248 190H245V188H246V185L247 184H249V183H247L249 180L250 181H253L254 180V178L256 177L255 175H254V173H257V171L259 170V168H258V166H256V164H257V161H258V159H260L261 157H256V156H253V155H250L249 153H247ZM107 157V156H106ZM110 157V156H109ZM130 157V156H129ZM128 157V158H129ZM156 157V156H155ZM104 158H105V156H104ZM119 158V157H118ZM118 158H116V159H118ZM122 158V157H121ZM102 159H103V157H102ZM125 159V158H124ZM248 159H247V161H248ZM103 160H105V159H103ZM121 160V159H120ZM119 160V161H120ZM126 160V159H125ZM99 161H100V158H99ZM112 161V160H111ZM110 161V162H111ZM118 161V160H117ZM101 162V161H100ZM99 162V163H100ZM103 162V164H104V161H102ZM110 162L108 163V164H110ZM96 163V162H95ZM117 163V162H116ZM107 164V163H106ZM100 165V164H99ZM244 166V165H243ZM251 167V168H250ZM17 168V167H16ZM15 168V169H16ZM19 168V167H18ZM100 168H102L101 166H99V170H100ZM213 168V167H212ZM239 168H240V166H239ZM13 169V168H12ZM103 169V168H102ZM102 169H101V171H102ZM233 169H235V168H233ZM258 169V170H257ZM8 170H9V168H8ZM8 170H6L7 172H8ZM20 169H16V171H19ZM98 172H99V170L98 169H96ZM232 170V169H231ZM15 171V170H14ZM13 171V172H14ZM15 171V172H16ZM236 171V170H235ZM239 171V170H238ZM1 172V171H0ZM11 172V171H10ZM9 172V173H10ZM20 172V171H19ZM23 172V171H22ZM87 172H89V171H87ZM97 172V173H98ZM4 173V174H3ZM18 173V172H17ZM96 173V174H97ZM162 171H159V170H156V175H155V178H153L152 180H154V188H155V190H156V192H158L159 194L161 193V190H162V188H163V185L161 186V183H163L164 182V186H165V189H166V191L167 190H171V189H173L175 186L174 185H172V184H168L167 183V181H165L164 180V178H163V176H162ZM0 174H2L3 176H1L0 177V184L1 185H6V186H14L15 188H25V186L23 185L22 187H20L21 186V184L23 183V182H27L28 181V183H26V184H31L30 183V181L27 179V180H25L24 181V179H23V181H22V175H24V174H20L21 176H19V175H17V174H15V177L13 178V176L11 175V177H9V175L7 174L6 175V173H5V171L3 172L2 171V173H0ZM10 174H13V173H10ZM30 174V173H29ZM87 174V173H86ZM238 174V173H237ZM236 174V175H237ZM4 175H6V176H4ZM26 175V174H25ZM24 175V177L26 178L27 177V175L25 176ZM30 175H32V173L30 174ZM89 175V174H88ZM91 175V174H90ZM99 175V174H98ZM222 175H224L225 177L224 178H226L227 180H224V179H222L221 178V176ZM20 178H19V177ZM100 176V175H99ZM233 176V175H232ZM255 176V177H254ZM30 177H32V176H29V178ZM90 177H93V176H90ZM28 178V177H27ZM179 178H180V180H179ZM236 178V177H235ZM234 178V179H235ZM253 178V179H252ZM31 179V178H30ZM95 179V178H94ZM245 179H246V184H245ZM96 180V179H95ZM235 180V181H236ZM244 180V181H243ZM83 182L85 181L84 179L82 180ZM234 181V182H235ZM249 181V182H250ZM82 182V183H83ZM243 182V183H242ZM33 183V182H32ZM84 184V183H83ZM91 184V183H90ZM235 185V184H234ZM79 186H81V184L79 185ZM85 186H87V184H85ZM84 186V187H85ZM83 190V189H82ZM144 189H141L140 191H143ZM263 191V190H262ZM11 192V191H10ZM76 193V192H75ZM216 200V199H215ZM223 201H225V202H223ZM215 202V201H214ZM217 202V203H218ZM213 204V205H212ZM209 205V207H210V211H211V213L210 214H208V212H209V210H208V208H206L207 206ZM142 208H143V210H145V211H143L142 209V211L144 212V214L145 215H142L141 217H138V216H132V215H130V217H129V224L128 225H124V227L123 228H119V227H117V229L116 228H114V229H116L115 231H118V232H116L115 234H114V232H112V233H109V234H107V232H106V230L104 229V232L106 233V235L104 234V235H102V236H100V240L97 242L96 240H94V244H96V246H98V247H102V250L104 251L105 250V247L106 246H108V247H110V249L111 248H113L114 246L113 245H115L116 247H117V245H121V244H123V245H125V246H127L128 245V240H133V239H131L132 237L134 238V240H137L136 241V243L138 242L139 243V241H140V239L141 238H143L144 237V232L146 231L145 230V228H144V226H145V221H146V219L147 218H149V220H147V221H150V219L151 218H153L152 217V215H149V212H150V210L148 209L149 208V206H146L145 204H141L140 205ZM247 206V205H246ZM140 207V208H141ZM199 209H200V207H199ZM243 209V208H242ZM246 209V208H245ZM139 210V209H138ZM225 210V211H224ZM227 210H228V212H227ZM240 210L243 212L242 213V216L243 217H240L239 215H237V214H240L241 212H240ZM227 212L226 214L224 213V215H222L223 213L222 212ZM89 212V211H88ZM238 212V213H237ZM218 213H219V215H220V213H222L220 216L224 219H226L228 216H230L231 214H234V213H237V214H235L236 216H238L237 218H235V220H236V223H239V225L241 224H245V223H247L248 224V226H249V229L248 230H245V229H243V227L242 226H240L239 227V225H238V227H239V230H240V233H241V236H240V238H239V242L238 241H236V236H235V233H233V231L231 232L230 231V233L231 234H229L228 236H226L225 237V239H223L222 237H221V239L220 238H216V237H212V236H209V237H207V239L208 240H206V241H209L211 244L208 246V245H206L205 247L203 246L202 248H203V250H202V252H201V254L202 255H204V259L203 260H199V259H195V260H193V261H190V262H186L185 260H183V258L182 257H184V255H185V253H184V251H186L187 252V250H188V247H186V246H189V247H191L192 245L189 243V242H191V243H193V242H196V241H194V240H196V239H198L199 240V238H202V233H200V232H203L204 233V231L205 230H207L206 228H208V227H206V226H213L212 225V223L213 224H215L216 222L217 223H219L220 221H224V220H222L221 219V217H220V219L219 218H217V215H218ZM85 214H87V210H86V213ZM94 215H96V214H94ZM214 215V216H213ZM218 215V216H219ZM227 217H226V216ZM224 216V217H223ZM234 216V215H233ZM86 217H91L90 216V214L89 215H87ZM86 217H85V219H86ZM212 217H214V219L212 220ZM246 217V216H245ZM229 218V217H228ZM227 218V219H228ZM232 218V217H231ZM230 218V219H231ZM82 219V218H81ZM99 219L102 221V223L103 224H105V223H109L110 225H114V216L113 215H109V217H107L106 215H103L102 217H97V220L99 221ZM154 219V218H153ZM156 219H158V217L156 218ZM155 220V219H154ZM217 220V221H216ZM232 220V219H231ZM234 220V221H235ZM249 220V221H248ZM79 221H81V220H79ZM82 221L83 222H81L82 223V225H81V223H78V221H77V223H78V225L80 224L82 227H83V231L85 232H83V231H81L82 232V234H85V237H87L88 235H89V233H90V224L88 223V221H85L84 219H82ZM211 221H212V223H211ZM215 223H214V222ZM123 222H125V221H123ZM151 222V221H150ZM76 223V224H77ZM83 223H84V225H83ZM153 223V222H152ZM206 223H209V224H207L206 225ZM125 224H127V223H125ZM263 225V227H264V222L262 223ZM0 225H1V222H0ZM74 225V224H73ZM122 225V224H121ZM85 226V227H84ZM127 228H128V230L129 231H127ZM153 228V229H154ZM166 228V227H165ZM164 228V229H165ZM257 228H259L258 226H257ZM78 229V228H77ZM113 229V230H114ZM167 229V228H166ZM210 230H212L211 228H209ZM215 230H217V229H215ZM233 230V229H232ZM64 231V230H63ZM63 231H61L62 233H63ZM74 232L76 231V230H73ZM72 231V232H73ZM94 231L95 232H97L98 233V229L97 228H95L94 229ZM163 231H164V234H163ZM169 231V230H168ZM224 231V230H223ZM253 232L252 233V236H250L249 234H248V232ZM77 232H79V231H77ZM81 232H79V233H81ZM206 232V231H205ZM258 232V231H257ZM2 233V232H1ZM78 233V234H79ZM168 233V232H167ZM189 233V234H188ZM210 233H212L211 231H210ZM218 233H220V232H218ZM223 234L225 233V231L224 232H222ZM7 234V233H6ZM77 234V235H78ZM117 234V236H115ZM169 234V235H170ZM193 234V236H191ZM200 236L201 235V237H199L198 238V235ZM257 234H259V233H257ZM3 235V234H2ZM76 235V234H75ZM79 235H81V234H79ZM197 237L196 239H194V237L195 236ZM220 235V234H219ZM247 235H248V237L249 238H247ZM5 236V235H4ZM64 236V234H62V236L61 237H63ZM205 236V235H204ZM204 236H203V238H204ZM256 236V235H255ZM263 236V235H262ZM2 237L3 236H1V239H2ZM190 237H192V239H194V240H192ZM258 237V236H257ZM238 238V237H237ZM252 238V239H251ZM255 238V237H254ZM259 238H261V236H260V234H259ZM4 240H5V238H3ZM3 239L0 241V243L3 241ZM197 240V241H198ZM224 241H226V243H227V246H226V243H225V245L223 244L224 243ZM252 241H256V239H254V240H252ZM257 241H259V239L257 238ZM256 241V242H257ZM131 242V241H130ZM19 243V242H18ZM162 243H164V245L166 246V248H164L165 246H163L162 245ZM130 244V243H129ZM252 244H253V242H252ZM255 245H256V249H257V254L259 255V257H260V259L261 260H263V258H262V256H263V251H264V249H263V247H262V245H260L261 244V242L259 241V242H257V243H254ZM124 246V247H125ZM169 246V247H168ZM224 246H226V247H224ZM107 247V248H108ZM168 247V248H167ZM119 248V247H118ZM154 248H156V247H154ZM185 248H187L186 250H185ZM132 249V248H131ZM190 249V248H189ZM66 249H64V251H65ZM108 250H109V248H108ZM108 250L106 249L105 250V252H108ZM112 250V249H111ZM59 251H60V249H59ZM59 251H58V253H59ZM63 251V249H62V252H60V254H58V258L56 257V261H55V263H53L52 262V260H51V262L49 263V264H65V262H66V260L68 259L66 256L68 255L67 254V252H65V253H63L64 252ZM118 251V256L119 257H117V256H113V255H108V257H109V259L111 258V260H116V262L118 261V263H120V264H136V262H135V259L134 258H130V256H128L127 254H123L122 252H121V250L120 249H118L117 250ZM209 251H211V252H209ZM254 251V250H253ZM190 252V251H189ZM183 253H184V255H183ZM208 253H210V255L208 254ZM221 253V255L220 256H222L224 253V256L222 257L223 259H224V261L222 262V261H219L218 260V258L220 257V256H218L219 254ZM226 253H228V254H226ZM57 254V253H56ZM107 254V253H106ZM138 253H136V255H137ZM153 254H154V252H153ZM181 254L183 255V256H181ZM105 255V254H104ZM170 255H172L171 257H173V260L172 261H170L169 259L170 258H168V256ZM226 255V256H225ZM228 255V256H227ZM256 255V254H255ZM6 257H8V255H5ZM57 256V255H56ZM107 256V255H106ZM120 256H122V259H120ZM165 256V257H164ZM169 256V257H170ZM107 257V258H108ZM253 257H254V259H253ZM152 259H154V261L152 260ZM185 259V258H184ZM188 259V258H187ZM252 259H253V261H252ZM54 260V259H53ZM106 260V259H105ZM110 260V261H111ZM226 260V261H225ZM153 261V262H152ZM252 261V262H251ZM1 262V261H0ZM3 262V261H2ZM5 262V261H4ZM3 262V263H4ZM225 262V263H224ZM105 263V262H104ZM256 262H254V264H255ZM263 263H264V260H263ZM107 264H110L109 262H107Z\"/></svg>","mask_w":264,"mask_h":264}]
</instances>
